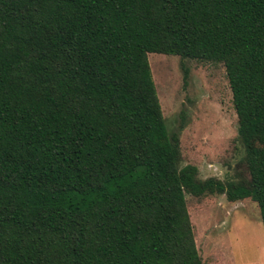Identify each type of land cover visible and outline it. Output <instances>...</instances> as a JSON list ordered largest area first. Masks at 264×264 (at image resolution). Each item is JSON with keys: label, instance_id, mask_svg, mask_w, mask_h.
Returning <instances> with one entry per match:
<instances>
[{"label": "trees", "instance_id": "obj_1", "mask_svg": "<svg viewBox=\"0 0 264 264\" xmlns=\"http://www.w3.org/2000/svg\"><path fill=\"white\" fill-rule=\"evenodd\" d=\"M150 52L225 65L248 177L181 164ZM208 193L264 223V0H0V264H204Z\"/></svg>", "mask_w": 264, "mask_h": 264}, {"label": "rangeland", "instance_id": "obj_2", "mask_svg": "<svg viewBox=\"0 0 264 264\" xmlns=\"http://www.w3.org/2000/svg\"><path fill=\"white\" fill-rule=\"evenodd\" d=\"M149 61L169 131L182 126L181 164L197 166L202 179L248 177L225 65L157 52ZM187 205L204 264H264V223L253 200L187 194Z\"/></svg>", "mask_w": 264, "mask_h": 264}]
</instances>
